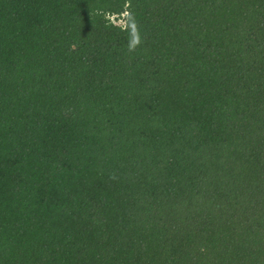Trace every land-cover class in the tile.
<instances>
[{"label": "trees", "instance_id": "obj_1", "mask_svg": "<svg viewBox=\"0 0 264 264\" xmlns=\"http://www.w3.org/2000/svg\"><path fill=\"white\" fill-rule=\"evenodd\" d=\"M0 264H264V0H0Z\"/></svg>", "mask_w": 264, "mask_h": 264}, {"label": "rangeland", "instance_id": "obj_2", "mask_svg": "<svg viewBox=\"0 0 264 264\" xmlns=\"http://www.w3.org/2000/svg\"><path fill=\"white\" fill-rule=\"evenodd\" d=\"M118 23L122 24V22H121V21H120V22H118Z\"/></svg>", "mask_w": 264, "mask_h": 264}]
</instances>
